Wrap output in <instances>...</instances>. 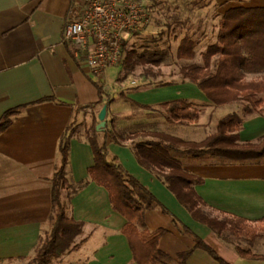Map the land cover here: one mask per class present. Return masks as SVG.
<instances>
[{
  "label": "crops",
  "instance_id": "crops-1",
  "mask_svg": "<svg viewBox=\"0 0 264 264\" xmlns=\"http://www.w3.org/2000/svg\"><path fill=\"white\" fill-rule=\"evenodd\" d=\"M215 3L220 16L212 21L218 22L232 8L264 7V0ZM74 5V0H0V119L9 109L44 97L67 103L45 101L33 105L0 134V264H29L35 256L50 230L53 178L62 166L60 142L72 119V105L99 100L91 80L93 75L77 57L75 45L65 40ZM117 76L118 68L114 67L104 81L112 98L106 129L128 138L115 142L109 137L111 152L173 215L227 261L220 251L231 246L235 262L230 263L264 264V251L255 250L258 239L247 242L253 245L252 250L243 248L242 252L237 238L227 240L195 220L164 182L138 162L134 152L136 138L149 139L152 132L189 141L204 140L224 116L221 112L225 106H212L197 84L182 78L159 85L161 80L155 76L124 82ZM114 85L117 95L110 90ZM173 101L198 104L202 108L200 118L192 122L171 121L162 104ZM102 108L95 111L98 117ZM263 136L264 113L247 118L240 141H257ZM180 160L186 170L202 179L195 189L212 216L243 217L252 224L262 221L264 164L211 163L187 156H180ZM94 162L91 145L85 137L75 136L71 142L70 181L90 180L88 170ZM69 215L85 223L83 232L76 239V248L51 264H138L122 232L127 219L113 208L105 187L90 180L70 200ZM146 223L150 230L168 229L160 248L174 259L179 253L194 249L188 264H219L206 250L195 248L193 237L182 234L173 217L162 210H149Z\"/></svg>",
  "mask_w": 264,
  "mask_h": 264
},
{
  "label": "trees",
  "instance_id": "trees-1",
  "mask_svg": "<svg viewBox=\"0 0 264 264\" xmlns=\"http://www.w3.org/2000/svg\"><path fill=\"white\" fill-rule=\"evenodd\" d=\"M205 2L206 0H194L193 6L202 9L209 7L207 18H218L219 6L212 0L210 3ZM157 3V0H153V5L148 2L153 14ZM172 19L176 27L170 22L167 26L170 38L179 42L176 59L180 65L181 78L197 84L207 95L212 106L238 104L242 109L241 112L221 117L214 131L202 141H189L163 132L149 133V139L136 138L135 155L143 167L155 173L164 182L195 220L207 225L227 240L237 238L255 241L262 236V232L248 219L219 218L205 210L206 203L195 189V185L202 182V179L183 167L180 156L221 164H264V136L257 141H240V131L245 120L264 113V7H236L228 10L216 25L214 40L208 36L205 17L200 18L196 25L190 24L182 37L180 32L184 30V22L180 21L181 16L176 13ZM190 20V17H187L188 23ZM207 41L209 42L203 49L202 44ZM155 42L158 43V40ZM165 43L168 44V49L172 48L169 40ZM165 59L166 53L156 44L153 47L145 46L143 51H127L124 66L133 72L139 66L159 67ZM91 80L98 90L99 100L86 105H72V119L60 142L62 166L53 178L50 230L40 242L29 264H51L76 248V239L82 234L85 223L76 221L69 215L70 200L84 189L90 180L108 190L113 208L127 219L122 232L127 237L134 260L138 264H188V259L194 251L192 249L179 253L174 259L161 250L160 241L169 232L168 229L150 230L146 223L147 212L155 209L172 216L180 232L193 237L195 248L206 250L219 264H232L173 215L150 188L137 179L119 157L111 152L109 137L115 142L124 141L128 137L120 132H111L108 128L105 132L97 130L99 117L95 111L104 105L110 106L112 98L106 83L93 77ZM170 83L163 80L158 82L159 85ZM45 101L66 103L55 97H44L9 109L0 119V134L29 107ZM162 107L168 111L169 119L173 122L198 120L202 112L198 104L189 101L168 102L162 104ZM75 136L85 137L95 158L94 165L88 170L90 180L77 183L69 179L71 142Z\"/></svg>",
  "mask_w": 264,
  "mask_h": 264
},
{
  "label": "built area",
  "instance_id": "built-area-1",
  "mask_svg": "<svg viewBox=\"0 0 264 264\" xmlns=\"http://www.w3.org/2000/svg\"><path fill=\"white\" fill-rule=\"evenodd\" d=\"M74 2L65 40L75 45L77 57L93 77L104 82L107 72L122 61L129 36L148 29L154 15L147 0Z\"/></svg>",
  "mask_w": 264,
  "mask_h": 264
},
{
  "label": "rangeland",
  "instance_id": "rangeland-1",
  "mask_svg": "<svg viewBox=\"0 0 264 264\" xmlns=\"http://www.w3.org/2000/svg\"><path fill=\"white\" fill-rule=\"evenodd\" d=\"M211 0H206L205 3H210ZM216 2V0H212V2ZM150 4L153 5V0H148ZM157 5L154 8V20L152 25L146 29L145 31L134 33L132 35L127 34V37L129 36L127 42H126V48H125V54L127 51L132 49H137L140 51L144 50L145 46H155L156 44L160 45V49L163 50L164 53H166V59L161 64V66H154L153 68L139 66L136 70L128 71L124 66V57L122 61L116 66L118 68V80L121 81H128L130 79L132 80H138V78H148L150 79L152 76H155L154 79L160 78V80L163 81H172L176 78H181L179 74L180 65L179 62H177L176 59V50L178 41L174 40V38H170L169 36V28L167 26V23H173V27H176V24L174 23L172 16L179 14L181 16L180 20L181 22H184V30L181 31L180 36L182 37L184 33L187 30V27L190 24L196 25L200 18L205 17L204 21L208 23L207 30H208V36L214 40L216 38V32L217 31V24L218 21H212V19L207 18V13L210 8H199L193 6L194 0H157ZM213 2V3H214ZM195 7V9H193ZM193 9V10H192ZM187 17H190V23L186 21ZM196 26H194L195 28ZM164 32V34H162ZM175 33V32H173ZM163 35V36H161ZM158 40V43L155 42V40ZM172 43V48L168 49V44L165 43V41ZM211 41V40H210ZM209 41L204 42L202 44V48L204 49ZM201 58H199L200 60ZM114 68V67H113ZM112 69V68H111ZM161 73V74H160ZM175 78V79H174ZM151 81H153L151 79ZM138 83V82H137ZM110 90L115 92V95H117L118 91L115 85L113 87L110 86ZM241 106L238 104L228 105L223 108L224 116L233 112H241ZM223 117V116H222ZM197 136V135H196ZM199 136V135H198ZM197 136V138H199ZM253 225H256L259 227L260 231L262 232L261 238H259L255 245L257 244V248L255 249L257 252L264 251V221H260L258 223H253ZM237 240V241H236ZM235 241L237 244H239V247L243 250V248L246 251L252 250L254 247L253 245L247 244V242H250V240L247 239H236ZM229 248L224 251H220L223 256H226L227 259L231 262H235L233 260L232 255V247L228 246ZM252 254V252H251Z\"/></svg>",
  "mask_w": 264,
  "mask_h": 264
},
{
  "label": "water",
  "instance_id": "water-1",
  "mask_svg": "<svg viewBox=\"0 0 264 264\" xmlns=\"http://www.w3.org/2000/svg\"><path fill=\"white\" fill-rule=\"evenodd\" d=\"M107 115H108V105H104L99 113L100 123L97 125V130L99 132H105L107 125Z\"/></svg>",
  "mask_w": 264,
  "mask_h": 264
}]
</instances>
